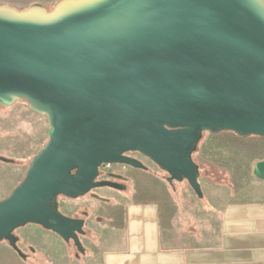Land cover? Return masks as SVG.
<instances>
[{
	"label": "water",
	"instance_id": "obj_1",
	"mask_svg": "<svg viewBox=\"0 0 264 264\" xmlns=\"http://www.w3.org/2000/svg\"><path fill=\"white\" fill-rule=\"evenodd\" d=\"M16 103L46 119L47 142L0 200V242L23 258L14 232L34 225L78 258L85 222L58 198L125 191L102 166L146 171L126 156L138 153L202 199L191 155L204 134L264 139V0L0 5V106ZM252 175L264 182V160Z\"/></svg>",
	"mask_w": 264,
	"mask_h": 264
},
{
	"label": "rangeland",
	"instance_id": "obj_2",
	"mask_svg": "<svg viewBox=\"0 0 264 264\" xmlns=\"http://www.w3.org/2000/svg\"><path fill=\"white\" fill-rule=\"evenodd\" d=\"M13 5L24 10L21 0H0V5ZM44 8L51 10V4ZM47 122L31 112L24 103L9 108L0 107V158L14 164L0 162V200L21 181L32 157L47 142ZM230 134H204L197 150L191 155L199 168V184L203 197L198 199L186 182L169 185L161 172L149 160H143L147 168L126 170V190L97 189L76 200L58 198V210L67 217L87 218L82 246L98 240L100 231L121 225L126 203L148 201L158 205L163 220V242L179 239L180 245H192L195 238L214 232L224 205L240 200H264V182L252 175L253 165L264 160V153L256 155L241 151L233 145ZM120 167L112 168L119 171ZM123 171H125L123 169ZM18 248L27 256L21 260L6 243L0 242V264H76L77 251L73 244H65L56 235L34 225L17 229ZM24 243V246H23ZM175 244V243H174ZM30 246L35 252L28 251Z\"/></svg>",
	"mask_w": 264,
	"mask_h": 264
},
{
	"label": "crops",
	"instance_id": "obj_3",
	"mask_svg": "<svg viewBox=\"0 0 264 264\" xmlns=\"http://www.w3.org/2000/svg\"><path fill=\"white\" fill-rule=\"evenodd\" d=\"M58 1L21 4L24 9L33 4L53 7ZM162 223L156 203L130 201L121 225L100 231L98 240L83 246L84 255L75 257L76 264H264V200L224 205L214 232L196 237L192 245H180L176 238L163 242Z\"/></svg>",
	"mask_w": 264,
	"mask_h": 264
},
{
	"label": "flooded vegetation",
	"instance_id": "obj_4",
	"mask_svg": "<svg viewBox=\"0 0 264 264\" xmlns=\"http://www.w3.org/2000/svg\"><path fill=\"white\" fill-rule=\"evenodd\" d=\"M0 107H2V106H0ZM4 108V107H3ZM126 156H128V157H130V158H133V159H135V160H137V161H139V162H143V160H145L146 158H144V157H142L141 155H139L138 153H128V154H126ZM33 158V157H32ZM6 160H8V162H2V161H0L1 163H3V164H14V161H12V160H9V159H6ZM146 160H148V159H146ZM30 163V162H29ZM143 164V163H142ZM153 164V163H152ZM114 167H120L121 168V170H119V171H115V172H113L112 171V168H114ZM123 169L125 170V171H123ZM132 170V171H136V169H133V168H130V167H127V166H121V165H110L108 168H107V172L106 173H102L101 171H100V177H99V179L100 180H109V181H112V182H116V183H119V184H122V185H124L125 187H126V184H127V177H126V175H125V173H128L126 170ZM26 172V171H25ZM25 174V173H24ZM24 177V176H23ZM22 180V179H21ZM107 189H109V188H107ZM110 190H113V189H110ZM92 193V192H91ZM88 194V195H90V196H94L93 194ZM95 198V197H94ZM97 199V198H96ZM87 218V216H86V214L85 213H83V216H82V218L81 219H83L84 220V222H85V219ZM48 232V231H47ZM51 233V232H50ZM53 234V233H52ZM55 235V234H54ZM58 237V236H57ZM59 238V237H58ZM4 243H6V242H4ZM7 244V243H6ZM19 244V239H18V242H17V245ZM66 244V243H65ZM8 246V245H7ZM23 246H24V243H23ZM9 247V246H8ZM18 247V246H17ZM9 249H11L10 247H9ZM19 249V248H18ZM12 250V249H11ZM20 250V249H19ZM13 251V250H12ZM21 251V250H20ZM28 251L30 252V253H34L35 252V250H33L30 246H28ZM14 252V251H13ZM22 253V252H21ZM22 255H23V258H21V257H19L18 255V257L21 259V260H26L27 259V256L25 255V254H23L22 253Z\"/></svg>",
	"mask_w": 264,
	"mask_h": 264
},
{
	"label": "trees",
	"instance_id": "obj_5",
	"mask_svg": "<svg viewBox=\"0 0 264 264\" xmlns=\"http://www.w3.org/2000/svg\"><path fill=\"white\" fill-rule=\"evenodd\" d=\"M223 134V133H222ZM230 134L234 137L233 145L240 149L243 152L256 155H260L264 153V139L258 137H250V138H239L232 133H224Z\"/></svg>",
	"mask_w": 264,
	"mask_h": 264
},
{
	"label": "built area",
	"instance_id": "obj_6",
	"mask_svg": "<svg viewBox=\"0 0 264 264\" xmlns=\"http://www.w3.org/2000/svg\"><path fill=\"white\" fill-rule=\"evenodd\" d=\"M109 166H110V165L102 166V167L100 168V171H101L102 173H106V172H107V168H108Z\"/></svg>",
	"mask_w": 264,
	"mask_h": 264
}]
</instances>
